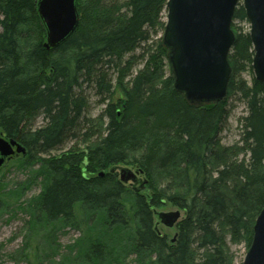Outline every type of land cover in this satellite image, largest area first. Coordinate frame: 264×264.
I'll list each match as a JSON object with an SVG mask.
<instances>
[{"label":"trees","instance_id":"16d2710c","mask_svg":"<svg viewBox=\"0 0 264 264\" xmlns=\"http://www.w3.org/2000/svg\"><path fill=\"white\" fill-rule=\"evenodd\" d=\"M36 2L0 0V131L6 140L26 149L20 163L33 159L40 165L33 177L42 176L33 209L35 222H68L79 207L91 219L101 212L103 223L112 227L127 224L133 209L135 252H145L149 264H195L194 241L204 250L198 264H231L218 232L227 228L233 242L249 246L253 223L264 206V84L252 74L248 34L235 31L227 57L231 68L227 95H238L245 102L246 115L240 120L245 145L220 147L217 138L228 117L225 101L192 105L173 89L171 79L161 82L154 62L163 48L148 55L145 68L130 82L124 83L125 70L112 69L120 66L124 55L149 41L151 30H163L160 14L165 0L122 4L76 0L81 13L78 26L54 50L41 44L45 31ZM232 18L246 20L241 5ZM27 20H31L35 42L30 37L22 48L20 28ZM111 70L118 74L114 86L107 74ZM245 72L252 77L250 83L240 78ZM91 82L108 102L95 121L83 117L87 101L80 91L83 83ZM116 92L118 98L113 100ZM37 114L46 122L32 129L31 119ZM146 133H157L151 135V146L146 143L132 149ZM79 137L85 144L83 151L71 147L65 155L40 159ZM156 137L166 141L160 146ZM240 151L246 152L247 160L236 162ZM137 153L139 157L130 162ZM120 164L135 165L139 176L144 175L142 190L131 186L129 191L109 172ZM107 169L108 174L101 172ZM82 170L97 175L88 179ZM162 182L168 195L157 189ZM126 194L134 201L130 209L124 205ZM164 197L184 214L173 244L153 229L152 211L163 206ZM4 205L0 197V210ZM104 252L102 244H94L85 257L93 262Z\"/></svg>","mask_w":264,"mask_h":264},{"label":"rangeland","instance_id":"374dc122","mask_svg":"<svg viewBox=\"0 0 264 264\" xmlns=\"http://www.w3.org/2000/svg\"><path fill=\"white\" fill-rule=\"evenodd\" d=\"M125 1L127 0H108V2L113 4H122ZM122 11H125V8H123ZM79 17H81L80 12ZM160 20L164 23L163 30L161 31L159 28L155 31L151 30L149 41L140 44L133 52L124 55L119 61L120 66L118 68H112L123 69L128 73L124 78V83L130 82L133 76L141 72L145 68L148 55H153V53H156L155 51L157 47H161L164 52L163 54L159 52L154 63L158 67L157 70L160 81L163 82L167 79H171L172 87L174 89V75L168 61L169 50L163 45V33L166 22L165 6L160 14ZM30 21L31 20H27V24L20 28L19 39L21 40L20 43L22 48L30 37L31 41L35 42L32 25H29ZM230 28L234 34V38L237 29H241L249 36L250 25L247 20L238 22L234 21L232 18ZM44 42L45 36L43 41H41V44ZM21 47L20 49L22 52L23 50ZM152 68H154V64ZM107 74L114 86L116 81L115 78L118 75L117 72L111 70L108 71ZM240 78H243L248 83H250L252 79V77L246 72L242 73ZM80 91L87 101L83 117H86L91 121L99 119L103 115L105 106L108 103L106 100L107 96L99 94L98 91L100 90L97 87H94L92 82L83 83ZM115 95L116 96H111L113 100L118 98L119 93L116 92ZM221 101H225L226 103L225 109L228 110V117L224 120L222 129L219 132L217 138L218 145L220 147L242 148L244 147L245 142L243 141L244 132L240 120L246 115L245 102H243L238 95L228 96L227 91L226 96ZM213 104L216 103L202 105ZM31 121L32 129L43 126L46 122L43 119L42 114H37L33 120L31 119ZM102 121L105 123L106 119L102 118ZM80 132L83 133L84 130ZM156 134L157 133L147 135L146 133L141 139L133 143L131 148L137 149L146 143H148L150 147V139H152L151 135ZM159 136L161 137L163 135ZM0 137L4 138L1 131ZM160 137H156L158 143L166 141H161ZM84 146L85 144L81 143L80 137L68 140L61 149L51 152L49 155H42L40 156V159L44 160L46 158L65 155L69 152L71 147L83 151ZM156 147L159 148V145H156ZM138 157L139 153L134 154L131 156L130 162ZM21 158H23L22 155L12 158L0 169V197L1 200L5 202L3 209L0 210V264H149L145 258V252H135L133 209L131 210V220L128 218L127 224L119 226L114 225L109 227V225H105L103 223V215L101 212H98L97 216H95L94 219H91L90 216L79 207L76 208L74 217L68 222L56 221L49 224H37L33 217V209L36 199L42 190V179L40 178L42 176L39 174L40 177H37L36 180H33V177L38 171L40 165L38 162H33V159L28 161V164L23 165L19 162ZM234 160L236 162L247 160L246 152L240 151ZM120 165L127 167L132 171L137 170L135 165ZM82 167V164H80V169H82ZM108 169L101 172L108 174ZM82 174L88 179H93L97 175V173L92 171L83 170ZM140 177L141 179H145L143 174ZM108 182L109 179L104 180L105 184ZM124 186L129 191L133 190L130 184ZM157 189L160 191L166 190V182L160 183L157 186ZM144 192L147 193L148 191L145 189ZM168 193L169 191L166 190V195H168ZM133 204L134 201L132 196L126 194L124 197V205L126 209H130ZM176 210L181 213V218L177 222L178 224L183 219V211L172 206L166 198L163 206L160 204V207L156 209V211L163 213L175 212ZM153 221L154 228L155 222L158 221L156 215H153ZM177 224L172 228H167L159 223L156 226L158 235L164 237L169 244H173L177 238ZM218 233L222 239V249L225 255L231 258V264H242L251 242L249 246H247L244 241L239 243L233 242L231 232L227 228ZM94 244H102L105 248V252L100 260H96L95 257H93V262H90V260L85 257V254H91ZM192 253L195 257V264L201 263V256L204 253V250L198 248L197 241L192 243Z\"/></svg>","mask_w":264,"mask_h":264},{"label":"water","instance_id":"95a60500","mask_svg":"<svg viewBox=\"0 0 264 264\" xmlns=\"http://www.w3.org/2000/svg\"><path fill=\"white\" fill-rule=\"evenodd\" d=\"M241 5L250 25L254 79L264 84V0H166L163 45L174 75V90L192 105L212 104L226 96L231 74L227 56L234 43L231 21ZM36 13L45 31L43 48L54 50L76 30L79 13L76 0H37ZM26 149L16 141L0 137V168ZM109 172L123 184H146L139 171L114 166ZM100 177L103 176L101 173ZM131 182V183H130ZM154 230L161 223L172 228L180 212H153ZM242 264H264V206L255 219L251 245Z\"/></svg>","mask_w":264,"mask_h":264}]
</instances>
